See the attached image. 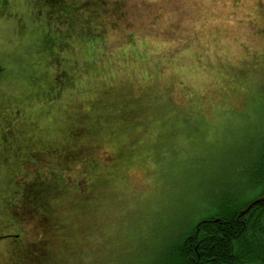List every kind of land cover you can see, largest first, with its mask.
I'll list each match as a JSON object with an SVG mask.
<instances>
[{
	"label": "rangeland",
	"instance_id": "rangeland-1",
	"mask_svg": "<svg viewBox=\"0 0 264 264\" xmlns=\"http://www.w3.org/2000/svg\"><path fill=\"white\" fill-rule=\"evenodd\" d=\"M62 1L0 0V264H160L263 159L264 0H105L98 53Z\"/></svg>",
	"mask_w": 264,
	"mask_h": 264
},
{
	"label": "trees",
	"instance_id": "trees-1",
	"mask_svg": "<svg viewBox=\"0 0 264 264\" xmlns=\"http://www.w3.org/2000/svg\"><path fill=\"white\" fill-rule=\"evenodd\" d=\"M56 1L64 5L62 0ZM105 2L87 0L81 2L82 5H70L67 16L69 39L72 43L75 36H81L84 44L90 46L89 53L96 50L103 36L101 30L106 23L101 10L106 8ZM78 6L83 8V12L78 11ZM91 36L99 37V42L91 43ZM71 46L74 47L73 44ZM96 51L98 53V49ZM262 149L263 159L250 173L253 180L248 185L249 191L243 195L227 194L205 203L189 220L179 239L168 245L160 264H264V201L252 205L246 213L238 216L252 199L264 196V143ZM215 218L219 221L215 222ZM199 221V232L196 233ZM12 235L18 236L17 233Z\"/></svg>",
	"mask_w": 264,
	"mask_h": 264
},
{
	"label": "water",
	"instance_id": "water-1",
	"mask_svg": "<svg viewBox=\"0 0 264 264\" xmlns=\"http://www.w3.org/2000/svg\"><path fill=\"white\" fill-rule=\"evenodd\" d=\"M260 201H264V196L257 197L256 199L252 200V201L248 204V206H247L244 210L241 211V214L244 213L246 210H248L253 204L258 203V202H260Z\"/></svg>",
	"mask_w": 264,
	"mask_h": 264
},
{
	"label": "flooded vegetation",
	"instance_id": "flooded-vegetation-1",
	"mask_svg": "<svg viewBox=\"0 0 264 264\" xmlns=\"http://www.w3.org/2000/svg\"><path fill=\"white\" fill-rule=\"evenodd\" d=\"M255 199H256V198H255ZM252 200H254V199H252ZM252 200H251V201H252ZM251 201H250V202H251ZM260 202H261V201H260ZM255 204H256V203H255ZM253 205H254V204H253ZM247 206H248V205H247ZM245 208H246V207H245ZM250 208H251V207H250ZM250 208H249V209H250ZM249 209H248V210H249ZM242 210H244V209H242ZM242 210H241V211H242ZM248 210H246L244 213H246ZM241 211L238 213V216L244 214V213L241 214ZM202 221H204V220H202ZM218 221H219V218H215V222H218ZM199 224H200V221H199V222L197 223V225H196V233L199 232Z\"/></svg>",
	"mask_w": 264,
	"mask_h": 264
}]
</instances>
